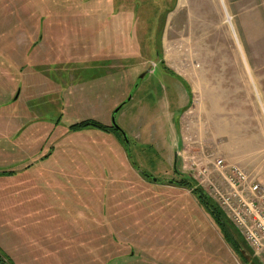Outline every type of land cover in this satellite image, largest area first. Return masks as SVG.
<instances>
[{"label": "rangeland", "instance_id": "rangeland-1", "mask_svg": "<svg viewBox=\"0 0 264 264\" xmlns=\"http://www.w3.org/2000/svg\"><path fill=\"white\" fill-rule=\"evenodd\" d=\"M0 255L264 264V0H0Z\"/></svg>", "mask_w": 264, "mask_h": 264}, {"label": "trees", "instance_id": "trees-1", "mask_svg": "<svg viewBox=\"0 0 264 264\" xmlns=\"http://www.w3.org/2000/svg\"><path fill=\"white\" fill-rule=\"evenodd\" d=\"M69 127H71V129L73 130H79V129H84L86 127H93L102 131H113L114 133H118V131L112 127L111 125L106 126L103 124H100L99 122L95 121V120H84L78 123H74L72 125H70ZM184 181L180 182V183H175V184H179L180 186H189L187 183L183 184ZM185 183V182H184ZM193 193L196 194L197 199L199 200L200 204L208 211V213L210 214L211 218L214 220V222L216 223V225L219 227V229L221 230L224 238L226 239V241L229 242V244L231 245V247L233 248V250L235 251L236 254L240 255L242 261L245 262L244 257L241 256L239 247L236 245V243H234L232 241V239L230 238V236L228 235L227 231L225 230V226L231 231L232 234L233 230H231L230 226L228 225L227 221L225 219H223L222 217V213L221 211L216 210L215 213L212 212V209H210L207 205H206V201H204V199L209 200L208 198H206V196H204V194L202 193V191L200 189H194L192 191ZM206 202V203H204ZM218 215H220V218L218 217ZM0 264H6V262L4 261V259L1 257L0 255Z\"/></svg>", "mask_w": 264, "mask_h": 264}, {"label": "crops", "instance_id": "crops-1", "mask_svg": "<svg viewBox=\"0 0 264 264\" xmlns=\"http://www.w3.org/2000/svg\"><path fill=\"white\" fill-rule=\"evenodd\" d=\"M16 172H18L19 174H21V172H22V170H16ZM16 172H14V173H16ZM47 181H50L51 182V184H48V185H50V187H57V188H59L58 186L61 184V182H63L62 180L61 181H59V182H56L55 180H47ZM11 184V186L14 184L15 185V187H16V185H17V187L16 188H20V189H26V188H28V190H30V188L31 187H33V182H29V183H24V182H17V181H4V183L6 184V185H8L9 183ZM42 185V184H41ZM28 190H26V191H28ZM26 193H24V195H25Z\"/></svg>", "mask_w": 264, "mask_h": 264}, {"label": "water", "instance_id": "water-1", "mask_svg": "<svg viewBox=\"0 0 264 264\" xmlns=\"http://www.w3.org/2000/svg\"><path fill=\"white\" fill-rule=\"evenodd\" d=\"M154 64H155V63H153L151 67H153ZM151 67L148 68V69L146 70V72H150V71L152 70ZM146 72H144V73L141 75V77H143V76L145 75ZM123 105H124V103L120 104V105H119V106L113 111V115H112V118H111V126L114 127L117 131L121 132L122 135H123V137L126 138L125 133H124V132H123V131H122V130L116 125V123H115V119H114V115L119 111V109H120ZM154 179H155V178H154ZM212 212H213V211H212ZM213 213H214V212H213ZM225 230L227 231V233H228V235L230 236V238H231L232 240H235V238L233 237V234L231 233V231H230L226 226H225ZM235 242H237V241L235 240ZM236 244H238L239 250H242L240 244H239V243H236Z\"/></svg>", "mask_w": 264, "mask_h": 264}, {"label": "flooded vegetation", "instance_id": "flooded-vegetation-1", "mask_svg": "<svg viewBox=\"0 0 264 264\" xmlns=\"http://www.w3.org/2000/svg\"><path fill=\"white\" fill-rule=\"evenodd\" d=\"M139 174H141V175H143L144 177H146V178H150V180H151V182H153V183H160V181L156 178V177H152V176H149L147 173H145V172H143V171H139ZM155 178V179H154ZM169 184H175V183H177V181L176 180H172V179H170V180H166ZM183 184H186V183H184L183 182ZM204 201H206V202H204V203H206V205L210 208V209H212V211L215 213L216 212V210H214V205L212 204V203H210V201L209 200H206V199H204ZM218 217L220 218V215H218ZM233 237L235 238V240L237 241V242H235V240H232L234 243H239V241H238V239L236 238V236L233 234ZM237 246H238V244H236ZM240 253L242 254V250H240Z\"/></svg>", "mask_w": 264, "mask_h": 264}, {"label": "built area", "instance_id": "built-area-1", "mask_svg": "<svg viewBox=\"0 0 264 264\" xmlns=\"http://www.w3.org/2000/svg\"><path fill=\"white\" fill-rule=\"evenodd\" d=\"M218 164H220L221 162L218 161ZM240 178H243L240 170L238 168L233 167L228 176L226 177V180L228 181V183L230 184V186L234 187L235 185H237L238 180H240Z\"/></svg>", "mask_w": 264, "mask_h": 264}]
</instances>
